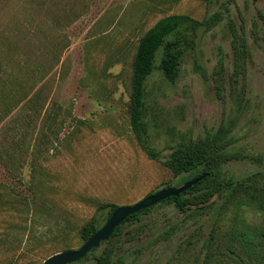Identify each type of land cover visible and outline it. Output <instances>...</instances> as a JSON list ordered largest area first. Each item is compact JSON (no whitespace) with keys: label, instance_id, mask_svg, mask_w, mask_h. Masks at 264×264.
<instances>
[{"label":"rangeland","instance_id":"1","mask_svg":"<svg viewBox=\"0 0 264 264\" xmlns=\"http://www.w3.org/2000/svg\"><path fill=\"white\" fill-rule=\"evenodd\" d=\"M226 8L245 23L246 83L221 71L231 60L226 14L212 30L201 27L191 46L168 42L178 52V73L167 81L155 69L145 81L143 138L165 159L177 144L225 126L235 159L220 170L243 190L183 214L158 204L123 224L122 264H220L227 235L261 223L264 0H0V264H42L77 249L83 226L106 222L101 205H133L194 176H175L134 136L131 65L138 40L159 19L201 21ZM164 55L162 48L155 67ZM249 258L264 264V253L250 250L230 264ZM74 264H93L92 255Z\"/></svg>","mask_w":264,"mask_h":264},{"label":"trees","instance_id":"2","mask_svg":"<svg viewBox=\"0 0 264 264\" xmlns=\"http://www.w3.org/2000/svg\"><path fill=\"white\" fill-rule=\"evenodd\" d=\"M210 2L211 0H207L208 4H210ZM225 14L227 18L225 29L229 38L231 60L228 68L223 61L220 63L221 71L222 74H225L229 79L233 77L236 79L235 81H237V83L244 84L248 76V35L243 18L240 16V22L237 23L230 17L227 8L224 10V14L214 12L210 15H206L201 21L195 20L187 15L178 14L168 15L159 19L153 26L145 31L138 40L132 60L129 120L131 130L142 150L148 158L159 162L175 176H182L194 172V176L189 179L191 180L201 175H206L203 180L199 181L179 196L168 198L159 203H171L181 214L186 213L192 208L202 209L207 206L214 196L222 195L225 199H229L235 193L243 190L241 182L234 177L222 174L220 170L225 164L235 159V156L227 152V147L231 143L229 132H227L225 126H220L216 132L208 136L190 141L188 144H177L172 148L168 157L165 159L159 158L148 148L143 138L145 81L155 69L160 71L167 81H173L178 73L177 63L179 57L178 52L167 50L166 44L173 40L174 42L172 43L176 45L178 40H180L186 45L191 46L193 44V38L201 27H203L205 31L212 30L216 25L222 22ZM258 20L264 23L263 13L258 12ZM162 48L165 52L164 58H162L159 65L155 67L154 62L156 54ZM217 90L219 91V89ZM153 207L129 216L115 229L107 241L100 244V246L103 244L106 245L99 254H96L97 249H93L84 258L92 255L93 264H122L121 259L116 257L117 244L122 236H124L121 232V226L125 223L138 220L139 216L148 213ZM98 208L99 210H108V219L116 207L108 203ZM263 219L259 225H250L240 233L232 232L227 235L228 242L222 245L219 250L220 256L224 259L220 264H230V262H234L235 258L240 256V254L247 255L249 250L253 253H264ZM97 231L98 228L93 218L87 225L80 229L79 236L84 243ZM113 239H115V242H112ZM252 248H257V251H253ZM225 258L227 259L226 262ZM249 259L251 261V258ZM257 259L259 258H255V260ZM255 260L251 261V264H256ZM198 264L205 263L198 262Z\"/></svg>","mask_w":264,"mask_h":264},{"label":"water","instance_id":"3","mask_svg":"<svg viewBox=\"0 0 264 264\" xmlns=\"http://www.w3.org/2000/svg\"><path fill=\"white\" fill-rule=\"evenodd\" d=\"M205 177L206 175H201L200 177L191 179L180 186L164 188L143 198L133 205L116 207L102 227L79 248L53 254L42 264H74L80 261L93 249H97L101 243L107 241L115 229L129 216L151 208L168 198L179 196Z\"/></svg>","mask_w":264,"mask_h":264}]
</instances>
